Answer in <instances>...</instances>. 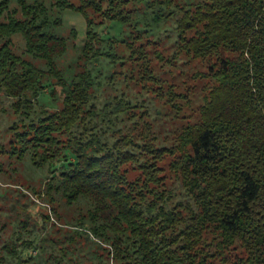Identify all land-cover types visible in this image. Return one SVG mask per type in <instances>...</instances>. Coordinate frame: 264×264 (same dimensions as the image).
Masks as SVG:
<instances>
[{
	"label": "trees",
	"instance_id": "16d2710c",
	"mask_svg": "<svg viewBox=\"0 0 264 264\" xmlns=\"http://www.w3.org/2000/svg\"><path fill=\"white\" fill-rule=\"evenodd\" d=\"M18 3L25 18L10 17L0 23V36L22 35L27 52L44 60L49 70L16 54L8 39L0 45V87L16 99L14 110L25 116L33 111L46 75L57 78L64 87L59 112L46 110L44 117L32 118L27 130L16 132L21 142L19 154L24 156L35 143L45 148L48 160L56 158L55 151H61L63 160L72 157L59 173L65 198L91 197L95 205L92 221L134 237V247L120 233L112 241L116 263L213 264L209 259L214 254L205 248L208 241L204 234L210 232L214 241L208 245L214 246L217 257L226 255L224 264H264V0H204L194 7H182L177 19L179 51L209 61L208 76L213 83L200 107L199 120L185 125L178 135L180 155L169 166L181 177L192 200L187 206L180 204L188 211L186 216L176 207L161 205L159 199L164 200L165 194H155L149 186L166 178L160 175L163 169L155 160L163 153L153 145L147 147L154 159L142 167L146 178L142 187L138 186L141 178L130 182L120 169L121 163L134 155L129 150L114 153L97 133L89 137L80 134L74 144L61 147L63 142L56 133L74 132L71 129L82 126L81 120L91 113H85L84 104L94 93L95 74L86 70L68 84L56 63L68 48V38L54 33L49 19H40L43 5L27 0ZM6 5L7 1L0 4L1 12ZM56 5L85 16V54L94 50L96 59L114 58L93 46L95 39L102 38L92 29L88 9L101 12L99 1L80 0L76 5L72 0H56ZM117 20L123 22L126 17L119 12ZM147 56L145 53V72L150 68ZM18 145H14L15 151ZM41 154L33 152L36 164L45 160ZM148 193L156 198H149ZM168 230L175 232L167 235ZM94 233L101 235L97 230ZM237 246L242 254L232 257ZM3 249L11 259L0 252V264H29L19 255L17 244H4Z\"/></svg>",
	"mask_w": 264,
	"mask_h": 264
},
{
	"label": "rangeland",
	"instance_id": "374dc122",
	"mask_svg": "<svg viewBox=\"0 0 264 264\" xmlns=\"http://www.w3.org/2000/svg\"><path fill=\"white\" fill-rule=\"evenodd\" d=\"M3 1L7 5L0 11V23L8 22L10 17L25 18L18 0H0V4ZM72 1L80 4V0ZM97 1L103 10L96 12L90 8L88 15L92 29L102 41L95 39L93 46L114 54L113 59L107 56L96 59L94 50L85 54L82 48L87 21L82 13L60 8L56 0H27L33 5H43L45 11L40 19H49L54 33L68 38L66 52L56 59L67 83L71 84L78 74L89 69L95 74L94 93L84 104L85 113H91L81 120L82 126L71 129L74 132H58L56 136L63 147L81 139L80 134L89 137L97 133L101 143L114 153L129 150L134 159L121 163L120 169L130 182L137 183L141 178L138 186L146 180L143 165L154 159L147 147L160 149L163 157L155 160L163 169L160 175L166 178L149 186L155 194H165L164 200L157 198L161 205L166 209L176 207L186 216L188 211L180 204L187 206L192 200L181 177L169 166L180 155L178 135L185 125L199 120L200 107L213 83L208 76L209 61L193 59L179 51L176 23L182 7H194L204 0ZM119 12L126 17L125 21L117 20ZM56 20H60L59 25H53ZM8 39L16 54L42 70H49L44 60L27 52L22 35L0 36V45ZM145 53L150 67L146 72ZM42 84L45 87L39 91L29 116L16 112L13 108L16 99L0 87V252L11 259L3 249L4 244H17L19 255L29 264H117L112 241L120 233L134 247V237L125 235L128 233L123 230L113 232L101 221H92L90 213L95 205L91 197L80 196L73 201L65 198L59 173L67 168L72 157L63 160L61 151L57 154L55 151L56 158L48 160L45 148H38L35 143L29 145L24 156L19 154L21 142L16 132L27 130L32 118L44 117L46 110L59 112L63 107L64 87L58 79L46 75ZM16 144L19 145L15 151ZM34 151H41L39 157H46L45 160L36 164ZM148 197L153 198V194L148 193ZM173 232L166 231L167 235ZM204 236L208 241L206 250L214 254L209 260L224 264L226 255L217 257L214 246L208 245L214 241L213 234L207 232ZM238 247L232 257L241 253ZM227 255L231 261L234 259Z\"/></svg>",
	"mask_w": 264,
	"mask_h": 264
}]
</instances>
